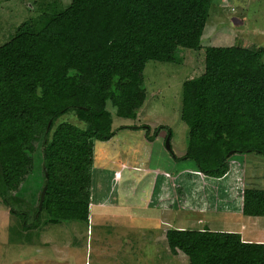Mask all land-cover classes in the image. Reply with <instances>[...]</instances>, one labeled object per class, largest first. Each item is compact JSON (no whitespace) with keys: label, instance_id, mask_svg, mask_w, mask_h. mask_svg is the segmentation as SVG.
Masks as SVG:
<instances>
[{"label":"trees","instance_id":"16d2710c","mask_svg":"<svg viewBox=\"0 0 264 264\" xmlns=\"http://www.w3.org/2000/svg\"><path fill=\"white\" fill-rule=\"evenodd\" d=\"M211 3L70 0L59 8L57 0L33 2L38 15L0 45V201L13 203L10 213L23 232L39 229L42 215L47 224L88 223L95 142H110L116 133L108 104L116 117L136 119L146 100L147 62L176 63L178 48L200 50ZM180 103L187 146L174 161H192L208 185L231 175L233 156L264 157V47L206 48L204 71L182 83ZM144 128L150 142L162 129L172 138L168 127L153 135ZM38 146L40 193L46 186L40 211V194L34 206L16 195ZM187 202L184 192L171 209L184 210ZM237 209L264 217V189L244 188ZM165 241L188 264H264V242L236 232L168 229Z\"/></svg>","mask_w":264,"mask_h":264},{"label":"rangeland","instance_id":"374dc122","mask_svg":"<svg viewBox=\"0 0 264 264\" xmlns=\"http://www.w3.org/2000/svg\"><path fill=\"white\" fill-rule=\"evenodd\" d=\"M34 1L39 0H0V45L38 15ZM57 1L59 8L70 3ZM232 46L264 47V0H212L200 50L178 48L176 63L147 62L146 100L137 118H118L108 104L116 133L110 142H95L88 223L47 224L42 215L39 229L23 232L20 219L10 213L13 203L0 201V264H188L184 254L172 256L165 241V232L178 228L264 239V217L222 212L238 210L244 188L264 189L263 156H233L231 175L210 185L192 161L173 158L181 157L187 146L188 128L179 118L182 83L203 73L206 48ZM159 126L171 130L173 154L166 149L165 129L151 142L146 139L144 127L153 135ZM39 150L30 177L16 194L31 206L42 185ZM184 192L189 204L184 210L171 209Z\"/></svg>","mask_w":264,"mask_h":264},{"label":"water","instance_id":"95a60500","mask_svg":"<svg viewBox=\"0 0 264 264\" xmlns=\"http://www.w3.org/2000/svg\"><path fill=\"white\" fill-rule=\"evenodd\" d=\"M166 149L170 150V146H169V139L167 138L166 139ZM45 191H46V186L43 187L41 193H40V200H39V203H38V211L41 210V207H42V203H43V200H44V196H45Z\"/></svg>","mask_w":264,"mask_h":264},{"label":"crops","instance_id":"0c3cea01","mask_svg":"<svg viewBox=\"0 0 264 264\" xmlns=\"http://www.w3.org/2000/svg\"><path fill=\"white\" fill-rule=\"evenodd\" d=\"M105 199H107V197H105ZM91 203H93V201H92V198H91ZM101 204V203H100ZM90 206H91V204H90ZM201 212H203V211H201ZM222 212H224V213H229V212H231V213H233V212H235V213H238V214H240V211L239 210H237V211H231L230 209L229 210H222ZM178 230H183V228H181V229H179L178 228ZM240 234V233H239ZM241 235V234H240ZM241 237H242V235H241ZM262 237H264V233H263V235H262ZM243 240H245L244 238H243ZM246 241H251V240H247L246 239ZM254 242H264V239H259V240H255ZM169 250V249H168Z\"/></svg>","mask_w":264,"mask_h":264}]
</instances>
